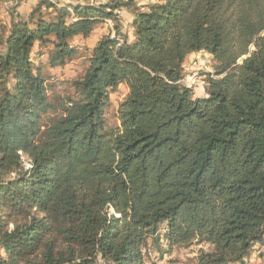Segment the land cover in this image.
I'll return each mask as SVG.
<instances>
[{"label":"trees","instance_id":"trees-1","mask_svg":"<svg viewBox=\"0 0 264 264\" xmlns=\"http://www.w3.org/2000/svg\"><path fill=\"white\" fill-rule=\"evenodd\" d=\"M133 6L135 39L105 34L90 55L71 44L108 19L120 34L117 10ZM73 10L68 20L67 6L40 0L30 20L0 34V264H146L161 223L170 249L212 246L198 264H247L264 239V0ZM36 43L52 67L88 59L45 128L55 105ZM200 51L215 71L203 97L179 82ZM121 84L128 93L112 126Z\"/></svg>","mask_w":264,"mask_h":264},{"label":"rangeland","instance_id":"rangeland-1","mask_svg":"<svg viewBox=\"0 0 264 264\" xmlns=\"http://www.w3.org/2000/svg\"><path fill=\"white\" fill-rule=\"evenodd\" d=\"M40 0H0V34L3 31V27L6 26L7 29L10 28L11 22L13 19L23 18L25 20H30L31 13L38 6ZM60 6H67L70 10V15L68 16V20L76 18L73 10V5L75 4H99L106 3L108 0H51ZM152 3V4H151ZM163 3V0H136V5L139 10H153L156 9ZM132 8H122L117 10V16L119 18L121 33L118 34L116 30L117 23L114 20L108 19L104 22H101L96 25L94 31L91 36L88 38L82 39V37L75 36L71 39V44L78 46L80 48H86V55H90L91 47L94 45V40L92 36L97 38H101L103 35L111 34L112 37L121 38L125 40L130 37L135 39V29L132 25L134 19V12ZM42 15L44 16H55L56 11L53 7H49L43 5L41 8ZM105 28V29H104ZM104 29V32H103ZM125 32V33H124ZM132 39V40H133ZM94 47V46H93ZM39 46L34 48L32 52V59L36 64L39 63V60H43L46 63L45 66V76H46V84L48 85V94L49 98L55 105V108L48 110L43 115V120L41 122L42 128L47 127L49 123V119L53 116L58 115L61 112L62 106L67 102V96L73 92V87H71L69 80L75 77L78 73L83 71V69L88 65V59L86 56L74 60L72 62L67 63L66 65H58V66H49L47 64V55H42L38 53ZM188 60V59H187ZM197 61L196 68H205V64L208 61L212 62V56L208 52H203L193 60H189L185 64V68L189 70L187 65L192 66L193 62ZM202 63L201 65L199 64ZM184 68V70H185ZM126 89V84H123ZM10 87L12 90L15 89V80L13 77L10 78ZM201 87L196 89L197 94L201 91ZM119 91V90H118ZM117 91V92H118ZM112 92L110 95L112 106L107 114V118L110 124L116 125L119 124V120L117 118L118 114V106L120 102L124 99L125 92L123 89L121 92ZM200 93V92H199ZM25 159V158H24ZM28 163V162H26ZM160 228L157 229L155 236L159 235L160 237V245L155 246L151 245L145 247L144 252V260L146 264H198V256L201 249L210 250L212 246L208 243H192L187 247H169L168 241L165 238L166 228L164 223H161ZM150 237V241H151ZM247 264H264V239L263 242H258L255 244L254 249L248 255L244 257Z\"/></svg>","mask_w":264,"mask_h":264},{"label":"built area","instance_id":"built-area-1","mask_svg":"<svg viewBox=\"0 0 264 264\" xmlns=\"http://www.w3.org/2000/svg\"><path fill=\"white\" fill-rule=\"evenodd\" d=\"M120 41H123V39L118 38ZM199 64L201 65L202 63ZM213 61H208L207 64H205V68H196L197 61L193 62V65L189 70L185 68L183 77L179 81L182 85L192 88L193 91L196 93V89L198 87H201V89L205 90V82H206V73H210L213 76L215 75L214 67H213ZM184 67V65H183ZM26 167H30L29 163H26Z\"/></svg>","mask_w":264,"mask_h":264},{"label":"crops","instance_id":"crops-1","mask_svg":"<svg viewBox=\"0 0 264 264\" xmlns=\"http://www.w3.org/2000/svg\"><path fill=\"white\" fill-rule=\"evenodd\" d=\"M152 4V3H151ZM105 29V28H104ZM104 29H103V32H104ZM125 33V32H124ZM81 36V35H80ZM82 37V39H84V37L83 36H81ZM92 39H95L94 40V45L93 46H95V44L98 42V40L100 39V38H97V37H95V36H92ZM133 38H129V40H132ZM37 45H38V43H36V45H35V47H37ZM93 46L91 47V49H93ZM204 51H200V52H196V53H192V54H190L189 56H188V60L186 59V61L184 62V68H185V64L189 61V60H193V59H195L196 57H197V55H200L201 53H203ZM186 67H191V66H189V65H187ZM187 69V68H186ZM123 89V92H125V95H124V97L127 95V93H128V86H127V84H126V89L124 88V86H123V84H121L120 85V87H119V91L117 92V93H119V92H121V90ZM200 92V93H199ZM197 94H195V96H198V97H203V96H206V91L204 90H201V91H199Z\"/></svg>","mask_w":264,"mask_h":264}]
</instances>
